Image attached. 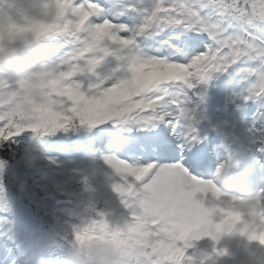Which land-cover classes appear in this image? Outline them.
Segmentation results:
<instances>
[{
  "label": "snow or ice",
  "instance_id": "obj_1",
  "mask_svg": "<svg viewBox=\"0 0 264 264\" xmlns=\"http://www.w3.org/2000/svg\"><path fill=\"white\" fill-rule=\"evenodd\" d=\"M65 17L83 20L89 36L99 25L111 26L113 47L126 54L119 69H96L103 95L88 90L96 76L83 61L65 74L78 82L81 120L97 121L84 126H103L101 159L117 183L135 186L138 206L161 222L185 212L197 216L196 205L216 198L208 187L227 174L264 183V0H69ZM14 123L0 111V222L8 226L0 233V264H21L15 218L31 225L37 212H52V191L26 164L31 150L22 138L35 133ZM123 205L122 220L139 215L137 207ZM91 227L74 226L75 239L89 238ZM248 238L264 246V235ZM150 239L146 264L189 256V248L173 249L157 228Z\"/></svg>",
  "mask_w": 264,
  "mask_h": 264
},
{
  "label": "clouds",
  "instance_id": "obj_2",
  "mask_svg": "<svg viewBox=\"0 0 264 264\" xmlns=\"http://www.w3.org/2000/svg\"><path fill=\"white\" fill-rule=\"evenodd\" d=\"M0 9L5 13L29 16L39 19H51L55 15V6L48 0L47 11H42L36 3H30L24 8L11 5L8 0H0ZM32 37L20 35L14 38L0 53V61L5 63L4 71L10 79L21 83L22 90L14 101L17 105H24L26 98L36 103L47 100L46 90L36 80L33 73L37 70L40 53L37 49L27 47ZM222 189L229 194L245 196L249 204L257 203L251 193H236L238 184L233 180H222ZM123 227V221L112 222V226L90 228L91 238L73 239L71 247L64 253L61 264H146V257L142 249L132 245L127 234L113 235L112 233ZM259 247H264L255 241H250Z\"/></svg>",
  "mask_w": 264,
  "mask_h": 264
},
{
  "label": "rangeland",
  "instance_id": "obj_3",
  "mask_svg": "<svg viewBox=\"0 0 264 264\" xmlns=\"http://www.w3.org/2000/svg\"><path fill=\"white\" fill-rule=\"evenodd\" d=\"M40 8V7H39ZM41 9V8H40ZM65 7H61L62 11V20L67 22V18L65 17ZM43 11V10H42ZM46 12V11H45ZM56 15V13H55ZM55 15L51 19H39V18H33L26 16L24 19H22L20 16H10L4 14L3 11L0 10V24L3 26L5 25V29L0 26V39L7 34L8 32H17L19 30V25H22L27 20H31V23L39 22V21H51L53 18H55ZM13 18L16 20L13 21ZM74 28V33L76 35H80L82 32L86 31L85 29V23L83 21H74L73 24H71ZM102 40V39H101ZM60 49L59 45L54 46V50ZM5 51L4 49H0V53H3ZM2 62V61H0ZM4 63V62H2ZM5 64V63H4ZM43 67L45 65H42ZM49 70L53 73L50 76H45L46 72H49ZM68 72V70H57L53 72L51 68H40V76L33 73V76L36 80H38L40 83H42L45 87H48V83H54V82H60L63 88H68L69 91L66 93L67 96L72 101L71 107L75 109V111L83 110L84 104L83 101L78 99L77 94L80 93V89L75 86V82L69 83L70 76L65 74ZM61 77H59V76ZM22 90V86L17 83L9 82L7 78L4 80H0V105L4 101V93H7L8 96H11L13 98H17V96L20 94ZM100 95H103V92L100 93ZM63 95H61L62 97ZM26 106H22V108H25ZM68 108H60L56 109L55 111H52L53 115L55 116V121H58V119L62 116H65L64 110ZM39 125H42L41 122H39ZM46 157L41 156L39 153L31 151V154H29L26 157V163L29 165V167H34L36 170V177L38 181L40 180V176L38 175L39 171L47 167V162L51 161L53 157L47 152L45 149ZM97 168L100 172H106L107 174L111 173L110 169L105 165L104 162H97ZM76 170V169H75ZM106 170V171H104ZM81 171V170H77ZM115 184L114 188L121 190L124 193L130 192L132 194L133 190L135 189V186L132 184H129L127 181H124L123 183H117L115 180L113 182ZM54 188V187H52ZM125 200H120V203H123ZM148 210V213H150L152 222L156 225V227L165 234V238L170 241L171 243L175 244V248H178L180 246H183L185 248H189L190 244L185 242H191L196 244V251L200 254H205L207 258H221V255L218 254V252H226L224 254L227 258H233L236 253L238 252L239 244L243 241L244 237L247 236L243 233L231 231L230 233L221 236L218 240H213L211 238V235H205V233L212 234L209 230L200 229L194 225H192L193 229L192 231H184L180 227V224H183L184 221L181 219H171V220H164L161 222V219L149 208H146ZM136 217V216H134ZM151 222V221H150ZM17 230V229H16ZM21 232L24 231V228L20 229ZM18 235H20L19 230H17ZM26 240H29L30 237L34 236L35 233H29L25 234ZM177 237H182V239L177 240ZM249 258H247L248 263H250L252 260H254V264H262V260L258 258L257 254L251 255L248 254ZM189 264H194V262H190Z\"/></svg>",
  "mask_w": 264,
  "mask_h": 264
},
{
  "label": "bare ground",
  "instance_id": "obj_4",
  "mask_svg": "<svg viewBox=\"0 0 264 264\" xmlns=\"http://www.w3.org/2000/svg\"><path fill=\"white\" fill-rule=\"evenodd\" d=\"M196 207L199 209V215L196 216V220H199V222L204 225H213L220 233L224 230V226H229L230 228H240L249 224L247 218L250 219V217L247 216V212L245 210L239 207H227L210 196L206 205L198 204ZM217 225H219V229H217ZM14 242L17 244L16 241ZM21 264L27 263L21 262ZM29 264L33 263L31 262Z\"/></svg>",
  "mask_w": 264,
  "mask_h": 264
},
{
  "label": "trees",
  "instance_id": "obj_5",
  "mask_svg": "<svg viewBox=\"0 0 264 264\" xmlns=\"http://www.w3.org/2000/svg\"><path fill=\"white\" fill-rule=\"evenodd\" d=\"M73 193H74V195H75V196H78V197L80 196V194H78V191H77V189H76V188H75V190H74V192H73Z\"/></svg>",
  "mask_w": 264,
  "mask_h": 264
}]
</instances>
